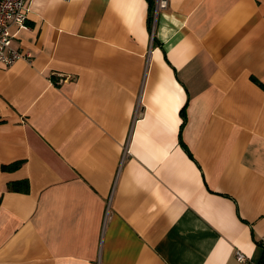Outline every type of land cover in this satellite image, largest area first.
<instances>
[{
  "label": "crops",
  "instance_id": "crops-1",
  "mask_svg": "<svg viewBox=\"0 0 264 264\" xmlns=\"http://www.w3.org/2000/svg\"><path fill=\"white\" fill-rule=\"evenodd\" d=\"M157 6L31 2L32 60L0 63V264H260L264 0Z\"/></svg>",
  "mask_w": 264,
  "mask_h": 264
},
{
  "label": "built area",
  "instance_id": "built-area-1",
  "mask_svg": "<svg viewBox=\"0 0 264 264\" xmlns=\"http://www.w3.org/2000/svg\"><path fill=\"white\" fill-rule=\"evenodd\" d=\"M33 0H0V63L11 66L20 59L32 60V54L14 46L19 32L28 29V15ZM68 1V0H65ZM164 5L162 1L160 5ZM264 245V236L261 238ZM237 259L245 262L247 256L236 251Z\"/></svg>",
  "mask_w": 264,
  "mask_h": 264
},
{
  "label": "trees",
  "instance_id": "trees-1",
  "mask_svg": "<svg viewBox=\"0 0 264 264\" xmlns=\"http://www.w3.org/2000/svg\"><path fill=\"white\" fill-rule=\"evenodd\" d=\"M148 3H149V10L150 12H154L155 8H156V1L155 0H147ZM181 114L183 116V123L181 125V129L184 128V126L186 125L187 123V115H186V107L184 109L181 110ZM180 143L181 145L184 147V149L190 154V150L189 148L187 147V145L185 144V142L183 141V138H182V133H180ZM18 164H11V165H4L3 166V169L4 170H12V169H15L17 167ZM11 188L13 190H16V191H21L22 188L19 186L18 183H13L11 184ZM261 246L264 247L263 244H261ZM260 264H264V253H263V257L260 261Z\"/></svg>",
  "mask_w": 264,
  "mask_h": 264
},
{
  "label": "rangeland",
  "instance_id": "rangeland-1",
  "mask_svg": "<svg viewBox=\"0 0 264 264\" xmlns=\"http://www.w3.org/2000/svg\"><path fill=\"white\" fill-rule=\"evenodd\" d=\"M157 1V4L159 3V5H160V2H161V0H156ZM158 7V6H157Z\"/></svg>",
  "mask_w": 264,
  "mask_h": 264
},
{
  "label": "water",
  "instance_id": "water-1",
  "mask_svg": "<svg viewBox=\"0 0 264 264\" xmlns=\"http://www.w3.org/2000/svg\"><path fill=\"white\" fill-rule=\"evenodd\" d=\"M165 1H166V0H162V3H163L164 5H165Z\"/></svg>",
  "mask_w": 264,
  "mask_h": 264
}]
</instances>
